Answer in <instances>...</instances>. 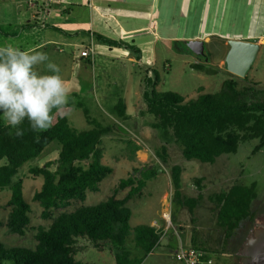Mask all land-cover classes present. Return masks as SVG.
I'll return each mask as SVG.
<instances>
[{"label":"rangeland","instance_id":"rangeland-1","mask_svg":"<svg viewBox=\"0 0 264 264\" xmlns=\"http://www.w3.org/2000/svg\"><path fill=\"white\" fill-rule=\"evenodd\" d=\"M2 3L4 1L0 0L1 20L5 18L13 23L32 20V10H28L26 0L5 8ZM166 10L173 12V41L165 39L168 35L163 31L170 25L163 16L158 29L161 36L157 44L158 53H154L153 44H138L143 52L141 62L136 58L129 61L132 52L128 49L102 43L95 46L96 55L92 63L82 62L76 66L78 58L74 57L80 54L81 49L73 45L62 46L63 52L55 50L57 62L50 57L56 64L59 59L63 62L62 66L58 64L61 75L64 81L71 80L66 83L69 89L67 104L58 111L53 110L54 113L66 115L71 126L77 130L92 126L87 122L85 111L98 122L113 126L112 132L102 138L103 162L113 168L112 173L101 182L98 191H89L85 200H72L68 207L55 210L54 214L106 200L114 194L120 179L139 176L140 170L147 167H157L160 174L148 180L142 194L128 203L132 209L131 226L150 224L152 220L162 225L159 244L144 257L143 264H180L174 257L180 243L204 249L213 258V264H244L256 245L264 239V146L253 153L258 143L257 139H253L241 142L235 153L223 154L214 163L186 159L179 145L173 139L165 140L153 126L155 117L148 113L143 97V78L147 72L144 67L152 66L160 74L157 92L175 91L186 100L196 99L200 92H219L223 82L230 78L237 80L240 86L258 83L255 87L264 89V41L251 37L255 34L264 36V0H172ZM47 34L55 35L53 32ZM196 36H200L201 40L208 37L205 40L208 61L199 59L194 51L188 49V41ZM42 37H45L42 33L32 36L27 32L16 37L1 35L0 44L25 45ZM230 39L257 40L260 43L257 57L245 77L227 69L225 60ZM197 62H201L206 71L193 68L192 65ZM37 69L42 73L46 71L44 65ZM119 96L128 106L126 120H120L113 114ZM164 144L167 147L166 162L157 154ZM135 145L140 147L139 150H134ZM59 151L60 143L55 140L40 156L19 169L18 177L24 180V196L31 205L30 224L24 235L12 234L5 225L0 226V242L7 246L35 247L37 227L51 223L50 219L43 218V208L33 198L35 191L42 186L43 176L31 173V169L48 161H52L51 168L56 169ZM174 164L183 168L182 188L187 197L198 194L197 179L203 178V198L194 214L173 200L170 170ZM134 167L140 170L136 171ZM218 172L224 177L217 181L214 175ZM252 183H256L257 193L251 205L252 216L240 223L234 235L227 237L225 230L216 223L217 205L208 197L227 190L233 184L250 186ZM127 192L128 189H123L117 195L123 197ZM10 196L9 188L0 190V219L4 222L11 210ZM174 214L176 221L173 223ZM129 245H134L132 240ZM83 246L77 254L79 260L114 264L108 249L100 252L86 244Z\"/></svg>","mask_w":264,"mask_h":264},{"label":"trees","instance_id":"trees-1","mask_svg":"<svg viewBox=\"0 0 264 264\" xmlns=\"http://www.w3.org/2000/svg\"><path fill=\"white\" fill-rule=\"evenodd\" d=\"M46 26L59 30L53 25ZM31 27L24 24L21 29ZM94 36L97 42L126 48L141 60V51L134 44L99 33ZM192 67L206 69L201 62ZM146 71L143 97L148 113L155 117L152 124L165 140L173 139L179 145L186 159L214 163L223 154L235 153L241 142L253 139L258 140L253 153L264 146V89H257L258 83L240 86L230 78L223 82L219 92H200L196 99L186 100L175 91L157 92L159 71L155 68H146ZM127 109L124 98L119 96L113 114L126 120ZM85 117L92 126L77 130L66 115L54 113L52 127L40 133L33 132L25 120L20 126L24 130L22 137H16L15 129L0 120V190H11V210L6 222L0 219V226L5 225L12 234L24 235L30 224L31 205L24 196V180L18 177L19 169L40 156L51 142L60 143L56 169L51 168L52 161L31 169V173L43 176L42 186L33 198L42 206L43 218L50 219L51 223L37 227L35 247L7 246L0 242V264H93L77 258L85 244L100 252L108 249L114 264H143L144 257L159 244L162 232L155 226H131L132 209L128 204L142 194L148 180L160 174L157 167L142 170L134 167L140 170V175L120 179L108 199L54 214L55 210L68 207L72 200H85L89 191H98L101 182L113 171L103 162L102 148V138L112 132L113 126L98 122L86 111ZM139 148L135 145L134 150ZM166 150L164 144L157 152L164 162ZM182 171L179 164L171 166L173 200L194 214L203 198V178L197 179V196L187 197L182 192ZM255 188L256 183L233 184L228 190L208 197L217 205L216 223L227 237L234 235L240 223L252 216L251 205L257 198ZM123 189L128 192L119 197L117 194ZM175 217L174 214L173 223ZM131 240L133 246L129 245Z\"/></svg>","mask_w":264,"mask_h":264},{"label":"crops","instance_id":"crops-1","mask_svg":"<svg viewBox=\"0 0 264 264\" xmlns=\"http://www.w3.org/2000/svg\"><path fill=\"white\" fill-rule=\"evenodd\" d=\"M3 1L2 7L4 8L11 7V5L14 4L19 5V2H21V0ZM26 2L28 10H32V20L26 23L21 22V20L20 22L13 23L12 20L8 21V19L5 20V18H2V20L0 19V27L2 28V30H0V36L16 37L23 32H27L32 36L42 33L45 37L40 38L38 41L33 43L28 42L25 45L16 44V46L22 49L37 48L38 51L46 52L52 60L54 58L55 62L58 61L57 57L54 56L56 55L55 50L63 52L61 47L65 44L68 46L73 45L81 50L84 49L83 46L89 43H93L94 46H96L97 43L100 44L95 40V33L134 44L141 51V62L143 52L138 44H153L154 53H158L157 44L158 41L161 40L158 29L163 16L170 25L169 28L163 31L168 35L165 39L167 41H173V36H171V33H173L171 29V25L173 24V12L171 13L170 10H166L172 0H26ZM146 13H148L147 16ZM51 18H53V20ZM49 19H51V21ZM24 24H31L33 27L22 30L21 26ZM83 24L90 28L86 29L85 27L87 26H83ZM46 25L56 26L59 30ZM48 32H53L55 35H48ZM251 37L264 41L263 35L255 34ZM128 38L129 40H127ZM195 39H200V36H196ZM207 39L208 37L205 38V40ZM81 50L80 54H76L74 57L78 58L76 66H79L82 62L92 63L94 58L82 57ZM135 58L133 53L129 55V61H134ZM59 63H61L62 66L63 62L60 59ZM41 66L43 67V64L37 67L40 68ZM144 66L145 65L142 67ZM144 68L153 67L146 66ZM71 71H73L72 67ZM70 81L69 78V80H65V83H69ZM214 176L217 181L224 177L219 174V172ZM183 189L184 188H182V192ZM150 225L155 226L161 231L160 228L162 225L158 224L157 221L152 220ZM161 232L163 233V230ZM180 245L183 244H178L177 249Z\"/></svg>","mask_w":264,"mask_h":264},{"label":"clouds","instance_id":"clouds-1","mask_svg":"<svg viewBox=\"0 0 264 264\" xmlns=\"http://www.w3.org/2000/svg\"><path fill=\"white\" fill-rule=\"evenodd\" d=\"M43 64L46 71L40 72ZM69 89L58 64L37 48L22 49L11 42L0 44V120L15 129L25 120L35 133L47 131L54 122V111L67 104Z\"/></svg>","mask_w":264,"mask_h":264},{"label":"water","instance_id":"water-1","mask_svg":"<svg viewBox=\"0 0 264 264\" xmlns=\"http://www.w3.org/2000/svg\"><path fill=\"white\" fill-rule=\"evenodd\" d=\"M230 49L226 56L227 69L241 77H245L257 57L260 43L253 40L230 39L228 41ZM188 49L194 51L199 58L209 60L206 53V43L201 39L188 41ZM244 264H264V239L256 245L251 252L250 258Z\"/></svg>","mask_w":264,"mask_h":264},{"label":"built area","instance_id":"built-area-1","mask_svg":"<svg viewBox=\"0 0 264 264\" xmlns=\"http://www.w3.org/2000/svg\"><path fill=\"white\" fill-rule=\"evenodd\" d=\"M83 47L81 56L93 59L96 53L94 44L89 43ZM168 222H170V219ZM174 257L180 264H213V258L210 254L204 249L195 246L180 245L174 252Z\"/></svg>","mask_w":264,"mask_h":264}]
</instances>
